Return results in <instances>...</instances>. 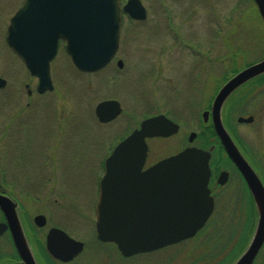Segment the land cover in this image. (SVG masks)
<instances>
[{
    "label": "rangeland",
    "instance_id": "374dc122",
    "mask_svg": "<svg viewBox=\"0 0 264 264\" xmlns=\"http://www.w3.org/2000/svg\"><path fill=\"white\" fill-rule=\"evenodd\" d=\"M22 1L0 0V76L8 80L0 91V177H53L48 171L52 167L54 176L66 183L64 188L68 184L67 190L54 187L61 194L89 193L91 186L82 184H93L103 149L147 114L165 112L182 125L177 135L154 142L150 161L177 151L187 144L190 131L199 129L196 110L207 105L228 75L233 44L243 52L252 51L250 59L264 55V23L253 0H142L147 19L138 23L125 18L120 51L107 68L81 72L61 46L51 66L54 90L39 94L38 79L5 43L9 20ZM118 59L124 62L121 69ZM200 82L204 103L196 101ZM24 83H29L32 95L26 94ZM110 98L118 99L124 112L101 128L95 107ZM10 115L12 136L4 138ZM80 161L84 165L76 168ZM11 187L19 194L20 186ZM66 204L60 207L70 209ZM199 241L200 237L183 241L141 258L152 259L153 264H182L186 257L201 256L206 246Z\"/></svg>",
    "mask_w": 264,
    "mask_h": 264
},
{
    "label": "water",
    "instance_id": "95a60500",
    "mask_svg": "<svg viewBox=\"0 0 264 264\" xmlns=\"http://www.w3.org/2000/svg\"><path fill=\"white\" fill-rule=\"evenodd\" d=\"M254 2L264 19V0ZM124 14L143 21L148 13L142 0H126L124 4L121 0H23L10 19L6 42L30 74L38 78L37 92L43 94L54 90L51 62L60 39L65 41L66 51L79 71L98 72L111 63L119 50ZM117 66H124L122 59L117 61ZM262 72L264 61L245 69L224 84L213 102L214 123L226 147L230 146L220 120L221 108L234 88ZM6 85L7 80L0 76V88ZM122 112L121 102L114 98L102 100L95 107V114L103 123L115 120ZM178 131L179 124L164 114L148 117L106 158L96 204L98 234L103 240L118 243L126 256L150 252L195 236L211 212V207L205 208L211 203L207 198L209 152L188 147L142 171L148 151L146 139L169 137ZM195 135L191 133L189 140L193 141ZM149 190L155 193L156 212L144 216L137 210L144 198L139 199L137 195L149 194ZM0 207L11 224L20 255L27 264H35L15 204L0 193ZM35 220L43 225L44 216L38 215ZM5 228L6 224L0 223V234ZM58 234L74 241L64 231L53 229L48 236L51 250L54 245L59 246L55 240ZM263 236L264 230L259 228L253 246L236 264L252 263Z\"/></svg>",
    "mask_w": 264,
    "mask_h": 264
},
{
    "label": "flooded vegetation",
    "instance_id": "af4514ba",
    "mask_svg": "<svg viewBox=\"0 0 264 264\" xmlns=\"http://www.w3.org/2000/svg\"><path fill=\"white\" fill-rule=\"evenodd\" d=\"M255 5L258 9L256 3ZM125 18H129L127 14L123 15V26ZM129 19L138 23L145 21ZM261 19L264 23L262 16ZM5 43L8 50L16 56L6 42V36ZM61 46L66 51V43L62 39L59 40L55 58ZM185 46L194 50L191 46L186 44ZM119 51L120 48L115 58ZM251 52H243L237 49L235 43L233 44L229 53L231 67L228 75L223 77L224 80L210 97L207 105H203L201 110H196L199 129L190 131L187 144L169 155L150 161L151 151L155 147L154 142L177 135L182 125L168 113L158 112L140 118L139 122L136 121L138 123L134 124L135 126L133 125L129 132H125L113 146H106L107 148L103 149L106 153L104 158L102 159L101 156L97 162L99 168L97 167L98 173L93 179V184L86 182V184H82L84 185L83 188L89 187L88 185L91 186L87 194L55 192V186L64 188L66 183L60 182L54 176V168L52 167L48 171L53 173V177L35 179L0 177V184L7 186L0 189V193L9 197L15 204L17 217L35 264H153L152 259L142 260L141 256L157 253L169 247L126 256L118 243L101 239L97 229L96 204L99 198L100 181L105 174L106 158L121 140L133 130L140 128L144 119L158 114H164L179 124V131L169 137L160 136L146 139L148 151L142 168L143 172L158 161L177 154L188 147L194 146L210 154V176L207 184L209 194L207 198L211 203L205 205V208L211 207V212L204 226L198 230L195 236L183 240L188 241L200 237L202 242L199 241L198 244L201 242V245L204 244L206 247L202 250L203 253L199 258L186 257L182 264H236L243 254L253 246L257 230L259 228L264 230V72L249 78L234 88L221 108L220 120L225 130L224 136L229 140L230 147L225 146L222 134L215 126L212 105L219 90L228 80L236 77L245 69L264 61V55L248 58V54ZM54 60L51 62V66ZM201 83L198 85L197 103H204L203 92L202 90L199 91ZM7 85L0 88V91L5 89ZM22 87L28 96L33 94L29 83H24ZM26 106H29V102ZM23 111L22 108L21 114ZM121 115L108 123L100 122L96 114H94V118L97 125L103 128L119 119ZM17 118L18 116L15 115V119ZM8 119L4 138L8 135L12 136L13 132L11 126L14 118L10 115ZM191 133L196 134L193 141L189 140ZM88 137L89 135L86 136V140ZM90 142L87 140L86 144L91 150L93 141L90 140ZM23 144L22 148L27 150L28 145ZM80 162L75 164L76 168L84 165L82 161ZM40 169L45 171L46 167L42 165ZM14 185L20 186L17 190L19 194L14 193L11 187ZM68 188L67 184L64 189L67 190ZM137 197L139 199L144 198V202H139L137 205L140 214L147 216L156 212L155 193L152 194L149 190V194L142 193L138 194ZM63 203H67L64 207L70 209H62L60 205ZM38 215L44 216L43 225L36 223L35 218ZM0 223L6 224V228L0 234V264H27L18 251L11 224L1 207ZM53 229L64 231L74 241L58 234L55 236V240L58 241L59 246L56 244L51 250L48 246V236ZM56 253L59 256H56ZM251 264H264V236Z\"/></svg>",
    "mask_w": 264,
    "mask_h": 264
},
{
    "label": "trees",
    "instance_id": "16d2710c",
    "mask_svg": "<svg viewBox=\"0 0 264 264\" xmlns=\"http://www.w3.org/2000/svg\"><path fill=\"white\" fill-rule=\"evenodd\" d=\"M1 178H3V177H1ZM6 187H7L6 185H4V184L1 185V184H0V189H2V188H6Z\"/></svg>",
    "mask_w": 264,
    "mask_h": 264
}]
</instances>
